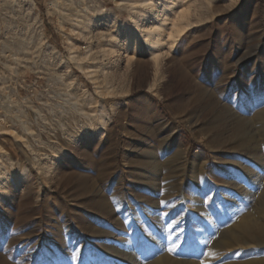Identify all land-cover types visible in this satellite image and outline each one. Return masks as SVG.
I'll return each mask as SVG.
<instances>
[{
  "label": "rangeland",
  "instance_id": "1",
  "mask_svg": "<svg viewBox=\"0 0 264 264\" xmlns=\"http://www.w3.org/2000/svg\"><path fill=\"white\" fill-rule=\"evenodd\" d=\"M142 1L0 0V264L62 250L80 263L79 246L95 256L103 242L115 258L126 238L138 263L158 221L133 220L171 182L173 194L198 184L145 167L147 150L166 141L177 164L182 148L201 151L213 187L242 156L235 138L264 108V0ZM191 232L157 237L165 248L180 237L175 257L201 261L183 250Z\"/></svg>",
  "mask_w": 264,
  "mask_h": 264
},
{
  "label": "bare ground",
  "instance_id": "2",
  "mask_svg": "<svg viewBox=\"0 0 264 264\" xmlns=\"http://www.w3.org/2000/svg\"><path fill=\"white\" fill-rule=\"evenodd\" d=\"M148 1L149 0L142 1L140 7L149 8L150 6V8H152V3L149 1L150 4ZM140 27L141 26L135 22L133 29L137 30ZM150 31H152V29ZM147 35H150V33L147 32ZM147 35L145 36L146 40L144 39L146 42L149 37ZM149 39L150 37L148 41ZM157 40H159V38ZM156 41L154 43L158 45ZM91 59L96 60L99 59V57L94 56ZM98 65L96 64L94 67ZM98 70L99 69L95 70V72L97 73ZM254 129L253 131L249 129V133L243 132L244 134L239 133L236 136L235 139L242 156L237 161L235 160L236 163H234L230 169L219 168L221 174L224 176V183L217 184L215 187L212 186V183L215 182L214 173L203 169L206 158L201 151L196 150L191 160H188L187 150L185 147L182 148L181 152L179 150L181 154L179 155L180 161L178 160L179 163L177 164V156L172 152L174 147L166 141H162L157 149L149 148L147 150L143 155V165L145 167L157 168L159 172L165 170L170 175L167 180H174V182L180 181L186 171L190 170L196 175L198 184L191 185L190 195L183 191L173 194L175 186L172 185L171 182L162 191L159 198L149 202L148 205L144 207V215L141 216L139 214L136 220H133L136 228H138V225L143 220H150L154 217L153 219L158 221L157 225L153 228H147V231L143 234L146 247L141 250L140 258L136 256L140 259L138 263L134 260L135 257L133 258L132 253L134 251H132V248L126 246L130 242L127 238V240L123 239L124 254L121 256L117 254V258L113 256L116 255L119 249L116 250L115 246L103 242V248H100L101 253L95 256L90 253H84L82 251V246H79V258L83 257L80 263L78 260H69L70 258L68 257L71 252L66 253L64 250H62L59 255L44 263L144 264V261L149 259L154 252L157 258L150 264H211L214 257H218L219 259L224 251L232 250L228 253L230 259L223 264H264V108L256 114ZM181 146H183L182 143L177 142V147ZM244 201H251V205L245 207ZM180 202L183 203L181 208L177 206ZM124 203L125 202L119 203L117 207H121ZM179 211L180 214L175 217V219L168 217L169 214L174 212L177 214ZM216 216L222 218L224 222L223 227L219 225ZM227 217L232 219L231 223H227ZM192 228L195 230L193 233L191 232L194 231ZM162 230L172 231L174 236H180L181 234L184 235L186 232H191L194 235L195 243L190 249H187L183 245V250H188L187 253H190L191 257L193 254L201 255V261L196 258L178 259L175 257L173 254L174 251L171 252L170 249L180 243L181 238H175L173 245H169L168 248H165L160 244L161 242L157 237V233ZM66 240V242H68L67 238ZM137 240L138 234L135 236L134 242ZM85 242L87 246L92 245L94 249H99L98 245L91 242L88 238ZM236 246L239 247L235 248ZM65 248L70 249L68 247ZM120 251H122V249ZM112 252L114 254H112ZM102 255L110 256L112 262L106 260ZM60 256L64 257L62 258ZM239 257L242 259L238 260Z\"/></svg>",
  "mask_w": 264,
  "mask_h": 264
}]
</instances>
